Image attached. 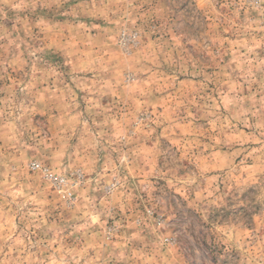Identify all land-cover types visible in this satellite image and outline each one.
<instances>
[{
	"label": "rangeland",
	"instance_id": "1",
	"mask_svg": "<svg viewBox=\"0 0 264 264\" xmlns=\"http://www.w3.org/2000/svg\"><path fill=\"white\" fill-rule=\"evenodd\" d=\"M0 264H264V0H0Z\"/></svg>",
	"mask_w": 264,
	"mask_h": 264
},
{
	"label": "built area",
	"instance_id": "2",
	"mask_svg": "<svg viewBox=\"0 0 264 264\" xmlns=\"http://www.w3.org/2000/svg\"><path fill=\"white\" fill-rule=\"evenodd\" d=\"M124 38L129 39V41H131V40H137L138 34L137 33H133V34H129L127 36L125 34H123V40H124Z\"/></svg>",
	"mask_w": 264,
	"mask_h": 264
}]
</instances>
